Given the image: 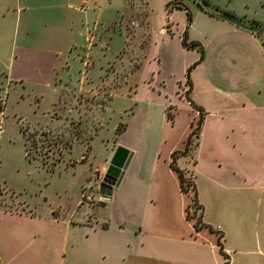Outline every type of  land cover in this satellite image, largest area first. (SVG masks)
<instances>
[{"label": "rangeland", "instance_id": "obj_1", "mask_svg": "<svg viewBox=\"0 0 264 264\" xmlns=\"http://www.w3.org/2000/svg\"><path fill=\"white\" fill-rule=\"evenodd\" d=\"M177 1L89 0L86 18L79 12L61 11L60 17L67 15L68 18L65 39L71 54L63 68L57 70L56 78L64 80L59 85V91L63 89L60 97L29 83H9L6 69L0 65V104L3 107L0 114V202L14 205L24 201L31 207L38 204L36 210L52 205L61 211H76L84 188H92L98 196L96 182L101 180L103 170L97 173V169L109 157L114 143L130 144L137 148L141 159L138 164L141 174L133 178V183L136 180L149 187L166 186L170 199L183 205L181 232H187L184 223L195 229L199 222L196 199L203 206L202 218L208 224L218 221L206 182L197 170L191 171L195 169L191 168L193 160L189 159L188 163V158L176 159V164L190 170L185 175L192 177L195 183L196 199L190 187L187 192L179 193V186L174 190L175 182L169 170L171 154L184 150L201 115L210 116L221 103L223 96L214 92L215 87L230 90L232 98H239L236 94L248 86L250 79L261 75L264 78V0ZM203 2L209 9H220L254 22L258 26L253 32L255 44L251 43L254 40L225 29L224 24L201 10L199 6ZM56 17L53 11L33 12L34 33L39 36L52 33L54 25L50 21ZM72 20L75 22L73 30L69 24ZM132 20L138 27L130 25ZM167 28L171 29L169 37L162 35ZM183 38L187 44H201L203 53L198 46L184 47ZM6 44L9 48L10 44ZM5 50L0 44V51ZM1 52L0 58L4 57ZM186 61L190 63L183 71ZM156 63L162 66L153 79L169 94L166 98L158 94L156 87L148 90ZM188 69L192 88L190 102H202L204 108L198 106L201 110L186 111L181 102L177 103L179 115L173 127L165 118L163 104H176V91L183 95L182 99L186 98L185 91L190 88L187 85L186 90L184 86ZM124 74L127 75L125 81L118 86ZM82 82L84 89L93 91L92 94L79 95L77 90ZM129 87H134L138 93L130 91ZM108 90L112 92L110 96ZM248 98L255 104H264V94ZM78 99L83 101L82 105ZM60 106L66 107V111ZM166 112L171 118L173 110L167 108ZM57 114L63 115L66 122L65 127L58 129L59 134L52 129L56 124L53 119L60 118ZM69 114L74 119H70ZM187 119L190 120L188 125ZM176 177L178 180L177 173ZM78 209L80 215L84 211V216L93 211L86 202ZM202 228L211 230L208 225ZM224 261L229 259L224 258Z\"/></svg>", "mask_w": 264, "mask_h": 264}, {"label": "crops", "instance_id": "obj_2", "mask_svg": "<svg viewBox=\"0 0 264 264\" xmlns=\"http://www.w3.org/2000/svg\"><path fill=\"white\" fill-rule=\"evenodd\" d=\"M88 2L0 0V44L6 48L4 52L0 51L4 55L0 58V65L6 69L9 83H29L49 89L60 97L63 89L59 91V85L64 80L56 78L57 70L63 68L71 54L65 39L68 18L67 15L60 17V12H79L86 18ZM44 10L53 11L57 17L50 21L54 25L52 33L39 36L31 25V14ZM212 17L224 24L221 26L225 29L240 33L254 40L251 43L255 44L253 32ZM74 23V20L69 22L72 30ZM169 32L171 29L167 28L162 35L169 37ZM6 43L10 44L9 48ZM158 63L155 72L150 74L148 84L152 86L148 90L157 88L158 94L166 98L169 94L163 92L161 84L153 79L162 66ZM189 63L183 64V71ZM126 76L124 74L118 86ZM246 85L241 93L236 94L239 98H232L230 90L214 88L217 90L214 92L223 96L219 100L221 103L210 112V116L203 117L195 150L190 156L178 157L188 158V163L189 159L195 161L191 165L195 169L191 171L197 170L206 182L214 210L218 212L217 222L208 224L202 213L198 230L184 223L187 232H181L179 222L184 218L182 203L176 204L170 199L165 185L149 187L136 180L133 183V178L141 174L138 167L141 159L135 146L123 144L133 155L121 182L113 188L108 200L95 204L86 202L93 210L90 215L84 216L83 210L79 214L78 208L82 209L85 203L80 200L76 211L71 212L61 211L52 205L48 209L36 210L38 204L31 207L24 201L14 205L0 202V264H264V104H255L252 98H248L264 94V78L261 75L250 79ZM184 86L187 90L186 81ZM133 88L129 87L130 91ZM77 91L79 95L93 93L84 89L83 82ZM191 91L190 84L185 91V99L176 91V104L164 102L166 110H173L170 120L173 127L179 115L177 103L181 102L186 111H194L198 106L204 108L202 102L197 105L193 100L190 102ZM133 92L138 93L136 90ZM111 93L108 90L109 96ZM78 101L82 105L83 101ZM60 107L66 111V107ZM57 116L60 118L53 119L56 124L52 129L59 134L58 129L65 127L63 123L66 122L63 115ZM68 117L74 119L71 114ZM188 124L190 120L187 119ZM116 146L114 143L109 157L97 173L108 165ZM178 167L190 171L187 166ZM169 170L175 190L179 181L175 171ZM95 206L101 208L95 209ZM205 225L211 230L202 228ZM224 258L229 261H224Z\"/></svg>", "mask_w": 264, "mask_h": 264}, {"label": "water", "instance_id": "obj_3", "mask_svg": "<svg viewBox=\"0 0 264 264\" xmlns=\"http://www.w3.org/2000/svg\"><path fill=\"white\" fill-rule=\"evenodd\" d=\"M177 4L181 6L180 2ZM200 7L207 11L209 14L219 19L233 23L234 25L245 30L255 32L258 29V26L255 23L248 22L229 12L222 11L220 9H209L208 4L205 2H203V5H201ZM132 155V152L122 145H117L115 147L113 154L109 159L108 165L103 170V176L99 183L98 193L103 197L104 200H108L110 198L113 192V188L117 187L121 182L125 169L127 168Z\"/></svg>", "mask_w": 264, "mask_h": 264}, {"label": "trees", "instance_id": "obj_4", "mask_svg": "<svg viewBox=\"0 0 264 264\" xmlns=\"http://www.w3.org/2000/svg\"><path fill=\"white\" fill-rule=\"evenodd\" d=\"M201 10H203L204 12H207L203 8H201ZM189 15H190V13H188V16ZM181 42L184 45V47H187V48H190V49L194 48L195 46H198V47H200L201 52L203 53L201 44H198V43H195V42H192L191 44H187L185 38H183ZM202 55H201V57H202ZM186 84L190 85L189 69L187 70V73H186ZM194 107H196V106H194ZM196 108L198 110H201V109H199V107H196ZM166 113H165L166 119L169 120V121L172 120V117L170 118ZM202 120H203V114L201 115V118L199 119V121L197 123L198 126H197L196 130L189 134L188 140H187V142L185 144L184 150L183 151H177V152L174 151L171 154V161H170V168L177 173L178 180H179V187H180L181 192H187L189 190V187H190V189L192 188L193 192H194V199H196V195H197L196 194L195 183L192 180V177H189V176L186 177V175H185V173L190 172V171H187V170H184V169H180L177 166V164H176V159H178L179 156H188L189 154H191V152H193L195 150V148L198 145V137H199V132H200V129H201ZM26 152H27V150H26ZM28 155L29 154L27 153V156ZM177 155H178V157H177ZM193 164H195V161H193ZM195 205H196L197 212L200 213L199 222H198V224L195 225V229L198 230L201 227V214H202V207L203 206L198 203L197 199L195 201ZM218 245H220V236L218 237Z\"/></svg>", "mask_w": 264, "mask_h": 264}, {"label": "built area", "instance_id": "obj_5", "mask_svg": "<svg viewBox=\"0 0 264 264\" xmlns=\"http://www.w3.org/2000/svg\"><path fill=\"white\" fill-rule=\"evenodd\" d=\"M130 25L132 27H138V23L134 20H132L130 22ZM3 111V107L2 105L0 104V114L2 113ZM101 180H98L96 182L97 186H98V189H99V183H100ZM99 201H104L103 197L101 195H99L98 193V196H95L94 195V191L92 188H89V189H83L82 191V195H81V199H80V202L83 203V202H88V203H93L95 204L96 202H99ZM217 229H219V227H217Z\"/></svg>", "mask_w": 264, "mask_h": 264}, {"label": "flooded vegetation", "instance_id": "obj_6", "mask_svg": "<svg viewBox=\"0 0 264 264\" xmlns=\"http://www.w3.org/2000/svg\"><path fill=\"white\" fill-rule=\"evenodd\" d=\"M176 1H177V0H176ZM178 1H179V0H178ZM178 1H177V2H178ZM180 1H181V0H180Z\"/></svg>", "mask_w": 264, "mask_h": 264}]
</instances>
